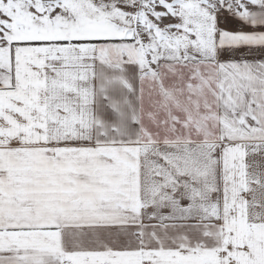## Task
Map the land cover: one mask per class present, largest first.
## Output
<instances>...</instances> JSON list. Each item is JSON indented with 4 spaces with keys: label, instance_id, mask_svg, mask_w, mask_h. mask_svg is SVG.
<instances>
[{
    "label": "snow or ice",
    "instance_id": "obj_1",
    "mask_svg": "<svg viewBox=\"0 0 264 264\" xmlns=\"http://www.w3.org/2000/svg\"><path fill=\"white\" fill-rule=\"evenodd\" d=\"M0 264H264V0H0Z\"/></svg>",
    "mask_w": 264,
    "mask_h": 264
}]
</instances>
